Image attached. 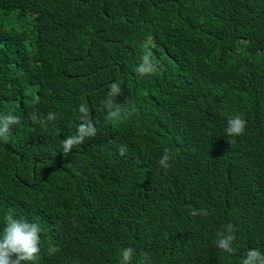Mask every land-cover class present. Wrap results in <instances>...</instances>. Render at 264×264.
<instances>
[{"label": "trees", "instance_id": "obj_1", "mask_svg": "<svg viewBox=\"0 0 264 264\" xmlns=\"http://www.w3.org/2000/svg\"><path fill=\"white\" fill-rule=\"evenodd\" d=\"M146 46L157 71L140 77ZM81 104L96 135L65 155ZM8 112L20 123L0 141V233L9 210L38 224L37 264H119L127 247L131 264L264 254V0H0ZM235 115L245 132L227 137ZM229 223L231 254L215 244Z\"/></svg>", "mask_w": 264, "mask_h": 264}, {"label": "clouds", "instance_id": "obj_2", "mask_svg": "<svg viewBox=\"0 0 264 264\" xmlns=\"http://www.w3.org/2000/svg\"><path fill=\"white\" fill-rule=\"evenodd\" d=\"M136 73L140 76L155 74L157 66L152 60V53L147 50L141 57V62L135 69ZM121 94V88L118 84L113 83L110 85V92L108 95L114 98ZM107 109L108 119H121V107L117 104L113 106V101L105 104ZM79 112L82 114L79 117L81 123L77 125L74 134L67 136L61 142V148L65 155L69 154L71 150L79 145H82L87 138H92L96 135V128L94 122L90 118L89 109L86 105L79 106ZM131 113H129L130 115ZM57 118V114L50 112L46 118L39 120L41 124L53 122ZM33 122L38 120V117L33 114L31 116ZM19 119L11 112L0 113V141L7 143L9 140L11 128L19 124ZM246 120L241 115H235L227 120V127L225 135L227 137H238L244 134L246 129ZM123 154V150L121 151ZM172 159L170 151L165 149L163 155L160 157L158 163L163 169L169 168L171 165L169 161ZM190 215L195 217L197 215L207 216L208 212L204 209L195 210L190 212ZM234 226L229 223L224 226L223 231L217 233L215 241L216 247L224 252L233 253V242L236 240L234 234ZM40 232L41 228L38 224L30 223L27 220L17 219L11 210L4 216V227L0 233V264H37L39 260L40 249ZM49 254H55L59 251L56 246L51 247ZM135 255V250L132 247H127L121 250L119 264H131L132 258ZM143 259L139 264H146L148 260L147 254H142ZM243 264H264V254L259 250L250 249L246 253V258Z\"/></svg>", "mask_w": 264, "mask_h": 264}]
</instances>
